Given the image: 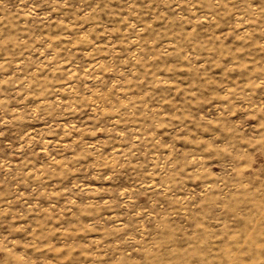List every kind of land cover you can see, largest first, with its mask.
<instances>
[{"label": "rangeland", "instance_id": "obj_1", "mask_svg": "<svg viewBox=\"0 0 264 264\" xmlns=\"http://www.w3.org/2000/svg\"><path fill=\"white\" fill-rule=\"evenodd\" d=\"M0 264H264V0H0Z\"/></svg>", "mask_w": 264, "mask_h": 264}]
</instances>
